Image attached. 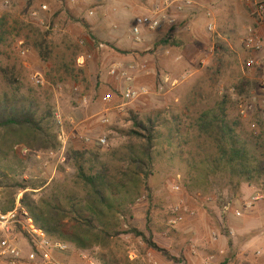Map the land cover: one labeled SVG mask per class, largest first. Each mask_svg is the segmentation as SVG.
Instances as JSON below:
<instances>
[{
  "label": "rangeland",
  "instance_id": "obj_1",
  "mask_svg": "<svg viewBox=\"0 0 264 264\" xmlns=\"http://www.w3.org/2000/svg\"><path fill=\"white\" fill-rule=\"evenodd\" d=\"M152 1L103 0L96 6L95 16L89 17L88 9L79 0L65 5L56 4L54 0H0V18H5L7 29V36L0 44V94L19 90L42 108H51L60 142L53 155L37 153L36 162L27 160L28 153L18 148L17 159L9 158L5 165L17 174L24 167L23 176L16 180L50 182L60 176L61 170L70 177L74 173L68 157L71 149L96 143L103 150L121 149L129 142L127 135L133 129V118L138 122L151 119L157 125L159 137L154 174L145 183L149 191L143 193L132 208L131 225L151 236L154 243L169 253L171 260L147 249L142 240L132 234L113 240L110 252L127 257L135 264H201L204 247L218 244L221 236L226 246L225 236L231 227L247 225L264 233V200L251 213L242 211L244 201L255 192L264 191V179L250 186L254 188L252 195L247 189L244 194L221 191L215 184L208 189L189 174L178 141L170 147L166 135L174 117L178 118L175 122L178 131L187 134L189 122L223 96L230 99L229 117L239 120L240 133L256 135L264 130V95L256 73L245 69L248 54L243 44L250 30L264 35V17L261 19L255 13V6L264 4V0L237 3L238 9L234 11H231V0L201 5L199 11L194 12L196 17L192 24L182 21L172 30L170 55L156 56L162 37L160 33H150L144 45L133 52L134 60L126 62L130 52L120 51L104 39H109L111 32L123 33L121 35L127 38L133 18L150 8ZM45 3L49 7L47 13ZM135 4L139 8L132 17L124 11L123 5ZM208 11L212 13L211 19L206 17ZM187 17L189 14L183 20ZM211 22L215 28L209 31ZM35 30L45 39L42 50L45 49L44 55L48 57L46 61L35 47ZM72 62L83 68L79 83H50L57 67ZM117 64L131 72L136 87L148 89L147 95L122 110L117 109L122 104L123 87L117 80L119 70H113ZM104 97H109L111 103L105 105ZM56 117L61 119V125L57 124ZM103 119L108 122L103 123ZM100 138H106L105 145L98 143ZM243 186L248 185L243 184L241 188ZM40 195L37 193L35 197ZM258 206H262L260 212ZM174 211L183 221L169 227ZM236 211L241 212V217L235 216ZM124 229H128L127 226ZM215 235L218 239L213 242ZM17 242L26 254L29 251L26 239L21 236ZM64 244L68 252L59 258L65 263L85 264L80 256L83 254L102 264L98 259L100 249L77 251ZM252 261H255L254 256ZM0 264L7 263L0 260Z\"/></svg>",
  "mask_w": 264,
  "mask_h": 264
},
{
  "label": "trees",
  "instance_id": "obj_2",
  "mask_svg": "<svg viewBox=\"0 0 264 264\" xmlns=\"http://www.w3.org/2000/svg\"><path fill=\"white\" fill-rule=\"evenodd\" d=\"M67 1L56 0L63 5ZM34 33L35 47L46 61L48 57L44 55L45 49L42 50L45 39L39 31ZM6 36V21L1 17L0 44ZM169 40L163 36L159 46H169ZM54 72L55 76L49 80L54 85L67 81L79 83L83 68L72 62L60 65ZM229 103V97L223 96L201 111L189 122L185 135L178 131L175 124L178 118L174 117L166 142L172 147L178 141L189 174L201 180L206 188L215 184L221 191L236 194L243 184L253 186L264 179V130L256 135L240 133L239 120L229 117ZM156 127L151 119L138 122L133 118V129L128 132L129 142L125 147L103 150L96 143L71 149L68 157L74 173L70 177L61 170L60 176L50 182L16 180L23 176L24 167L17 174L5 163L9 158L17 159L18 148L27 151V160L36 162L37 153L56 151L60 142L51 108H42L19 90L5 91L0 94L1 212L12 211L16 196L22 192V205L35 227L51 240L67 243L77 251L100 249L98 259L102 264H135L110 252L113 240L128 234L140 238L147 249L170 261L169 253L154 243L151 236L131 225L132 208L149 191L145 183L154 174V154L159 145ZM37 193L41 194L39 198L35 197ZM107 251L110 253L106 254Z\"/></svg>",
  "mask_w": 264,
  "mask_h": 264
},
{
  "label": "built area",
  "instance_id": "obj_3",
  "mask_svg": "<svg viewBox=\"0 0 264 264\" xmlns=\"http://www.w3.org/2000/svg\"><path fill=\"white\" fill-rule=\"evenodd\" d=\"M86 2L89 4L87 15L93 17L96 13V6L100 5L103 0H86ZM197 9L198 4L195 0H154L150 4V8L134 18L130 27V37L136 45H142L148 34L161 33L179 26L182 21H185L183 18L196 12ZM255 13L262 19L264 17V4H257ZM206 17L211 19L212 13L208 11ZM214 28L212 22L208 24L209 31L214 30ZM243 44L248 54L244 65L245 69L256 73L259 89L264 95V35L256 30H250ZM116 69L119 70L117 80L123 85L120 92L122 104L117 109L122 110L121 108L127 104L138 101L141 97L147 95L148 89L146 87H136L131 72L122 69L121 64L115 65L114 70ZM102 101L105 105L111 103L109 97L102 98ZM107 110L109 109L107 108ZM56 120L57 124L61 125V119L56 117ZM102 122L107 123L108 119H103ZM98 143L105 145L106 138L98 139ZM26 152L24 150V153ZM53 153L49 152L50 155H53ZM22 197V192L16 196L12 211L3 214L0 209V260L5 261L7 264H67L59 257L68 252V246L62 242L51 240L42 230L35 227L28 211L22 205ZM262 200H264V191L259 190L244 201L242 211L251 213ZM235 216L241 217V212L236 211ZM182 221L183 217L177 211H174L173 216L168 221V226L174 227ZM21 236L26 239L29 247L26 254L17 242L18 237ZM212 239L216 241V235ZM255 255L257 258H262L261 264H264V252L259 250ZM80 256L86 264H98L83 255ZM216 262L217 260L213 255H208L204 258L202 264H216ZM153 264L157 263L154 262Z\"/></svg>",
  "mask_w": 264,
  "mask_h": 264
},
{
  "label": "crops",
  "instance_id": "obj_4",
  "mask_svg": "<svg viewBox=\"0 0 264 264\" xmlns=\"http://www.w3.org/2000/svg\"><path fill=\"white\" fill-rule=\"evenodd\" d=\"M70 2H74V0H69ZM67 1V3H69ZM76 1V0H75ZM81 4L86 6L88 9L89 4L86 2V0H79ZM142 1V0H141ZM198 4V9L199 11L201 5H207V3L211 4L212 2H217V0H195ZM233 4H231V11H234V9H238L237 3L242 4L244 2H250V0H231ZM54 2L57 4L56 0ZM124 6V11H126L129 15L133 17L136 13V8H139L138 4L133 5H123ZM82 7V6H81ZM212 7V6H211ZM48 6L45 3V13L48 11ZM101 8V7H100ZM214 8V7H213ZM194 17L196 15L193 13L189 14V17L185 19V22H188L189 25L190 23L192 24L191 21H194ZM135 18V17H134ZM133 18V20H134ZM133 20L130 24V27L133 23ZM47 28H49V25H47ZM168 32V31H167ZM128 36L121 35L123 33H110L108 36L109 39H104L106 42H109L111 45H113L116 49L120 51H126L130 52L129 54L126 55L127 59L126 62H132L134 60L133 58V52L137 50V47H140L142 45H136L131 37H130V28L128 29ZM160 37L166 36L167 38H172L173 32L170 31L168 33H160ZM145 42V41H144ZM82 43V41H81ZM100 48L103 47V45L99 44ZM173 46L170 44L169 46H159L158 49H156V56L158 58H162L163 56L165 57L172 51ZM97 51H100L99 48H96ZM170 55V54H169ZM90 57V56H89ZM114 70V66H113ZM114 72V71H113ZM100 85V84H99ZM106 111V110H105ZM247 189V192H250L251 195L254 191L253 187L243 186L240 190L241 194H244ZM262 206H258V212H260V208ZM257 212V209H256ZM257 212V213H258ZM255 213V212H254ZM222 237V236H221ZM220 238V242L216 245L212 244L210 246L204 247V252L205 256L201 260V264L204 260V258L208 255H213L215 259L219 262L221 261V264H261L262 259L256 257V252L264 249V233H261V231L257 228H251L250 226L247 225H241L240 228H235L231 227L229 228L227 236L225 238L227 239V244L226 246L224 245L222 239ZM218 239V238H217ZM222 241V242H221ZM214 242V241H213ZM262 248V249H261ZM231 251V253H229ZM196 253V251H193ZM264 252V251H262ZM83 255V254H82ZM252 256H254L255 261H252ZM84 263V261H83ZM74 264V263H73ZM77 264V263H76ZM86 264V263H85Z\"/></svg>",
  "mask_w": 264,
  "mask_h": 264
}]
</instances>
